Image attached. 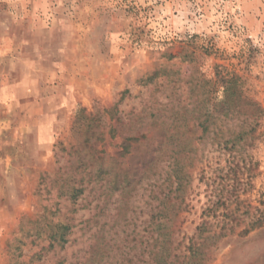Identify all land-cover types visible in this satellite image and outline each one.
<instances>
[{
  "label": "rangeland",
  "instance_id": "obj_1",
  "mask_svg": "<svg viewBox=\"0 0 264 264\" xmlns=\"http://www.w3.org/2000/svg\"><path fill=\"white\" fill-rule=\"evenodd\" d=\"M228 75L264 108V0H0V264L20 229L57 202L68 242L49 248L24 235V264H147L165 208L179 210L177 254L212 236L207 264H264V119L245 146L226 143L238 121L199 141L181 160L187 185L174 208L162 203L176 187L169 162L116 184L133 166L125 138L150 139L192 108V84L220 89ZM111 108L121 122L98 147L111 179L86 185L76 202L58 199V170L84 138L77 113Z\"/></svg>",
  "mask_w": 264,
  "mask_h": 264
},
{
  "label": "trees",
  "instance_id": "obj_2",
  "mask_svg": "<svg viewBox=\"0 0 264 264\" xmlns=\"http://www.w3.org/2000/svg\"><path fill=\"white\" fill-rule=\"evenodd\" d=\"M221 88H217V82H206L205 84H192L191 101L192 108L182 107V111H176L169 119L164 116L162 123L168 119L166 128L159 129L153 137L148 139L146 133L139 136L125 138L122 144V155L130 156L133 163L128 169V174L117 180L128 186L138 184L145 177L156 171L161 162H169L168 167L172 169L167 182L170 186H176L174 190L164 196L162 203L165 207L175 202L184 200L186 190V173L180 168L181 160L193 159L198 152L199 141L204 140L213 131L223 133L222 126L238 121L239 131L230 129V138L226 143H231L233 148L238 145L248 144V140L254 136L258 128L263 124L264 108L262 105L248 97L242 87V82L237 75H228L220 80ZM203 89V91H202ZM196 90L198 92L196 93ZM206 90V91H205ZM115 108L101 113L86 114V110H80L76 116V122L84 121L83 140L78 145L71 147L68 155V165L59 168L57 181H61L58 187V199L66 198L76 202L85 192L86 185L94 180H108L112 177V168L105 164L102 156L104 151L99 150V145L105 141V129L108 135L114 136L120 118L114 113ZM109 116L110 124H106L103 117ZM193 125H190V122ZM115 122V126L112 124ZM166 124V123H165ZM195 127L201 131L200 137H194ZM137 143L136 146L129 142ZM172 172L175 175H172ZM180 173L184 174L180 177ZM118 177V176H116ZM174 177L175 179H173ZM113 182H110L112 186ZM114 185V184H113ZM49 194L51 192H48ZM47 193V194H48ZM175 194V197L173 196ZM48 200V199H47ZM43 214L35 222H31V229L27 232L25 228L20 229L21 236L13 239L8 244L9 264H24L23 258L24 235L27 238L48 240L49 248L64 246L68 242V236L72 226L60 217L61 210L59 202L49 207L44 205ZM161 221L153 226V241H147L146 252L148 253L147 264H207L210 255L207 250L206 237L202 242L191 240L187 253H176L175 221L179 210L162 209L159 213ZM256 223H253L255 226ZM202 228V227H201ZM202 231V229H201ZM245 229L244 233H249ZM156 234V237H155Z\"/></svg>",
  "mask_w": 264,
  "mask_h": 264
}]
</instances>
